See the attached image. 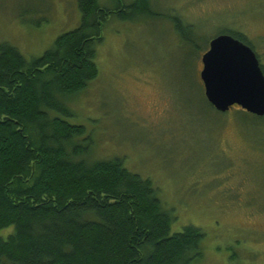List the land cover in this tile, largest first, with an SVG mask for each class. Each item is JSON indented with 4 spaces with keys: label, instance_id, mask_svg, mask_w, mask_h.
Returning <instances> with one entry per match:
<instances>
[{
    "label": "rangeland",
    "instance_id": "rangeland-1",
    "mask_svg": "<svg viewBox=\"0 0 264 264\" xmlns=\"http://www.w3.org/2000/svg\"><path fill=\"white\" fill-rule=\"evenodd\" d=\"M98 1L113 9L134 0ZM150 8L134 21L109 18L94 45L99 77L60 98L70 111L61 118L86 128L77 141L89 143L86 162L120 158L152 181L176 217L172 234L189 226L206 234L196 264H264V117L215 111L201 79L203 56L224 31L264 48V0H150ZM81 24L78 0H0V45L27 60Z\"/></svg>",
    "mask_w": 264,
    "mask_h": 264
},
{
    "label": "trees",
    "instance_id": "trees-1",
    "mask_svg": "<svg viewBox=\"0 0 264 264\" xmlns=\"http://www.w3.org/2000/svg\"><path fill=\"white\" fill-rule=\"evenodd\" d=\"M122 4L110 9L78 0L81 26L42 57L27 60L0 45V233L14 228L0 238V264H196L203 258L201 229L172 234L176 217L152 181L120 158L86 162L89 143L77 144L86 128L61 118L70 111L60 98L99 77L94 45L103 42L109 18L151 15L150 0ZM222 34L242 40L240 33Z\"/></svg>",
    "mask_w": 264,
    "mask_h": 264
},
{
    "label": "water",
    "instance_id": "water-1",
    "mask_svg": "<svg viewBox=\"0 0 264 264\" xmlns=\"http://www.w3.org/2000/svg\"><path fill=\"white\" fill-rule=\"evenodd\" d=\"M201 79L216 111L227 113L238 106L264 117V73L254 51L243 42L230 35L215 38L203 56Z\"/></svg>",
    "mask_w": 264,
    "mask_h": 264
},
{
    "label": "flooded vegetation",
    "instance_id": "flooded-vegetation-1",
    "mask_svg": "<svg viewBox=\"0 0 264 264\" xmlns=\"http://www.w3.org/2000/svg\"><path fill=\"white\" fill-rule=\"evenodd\" d=\"M123 3V4H122ZM122 5H124V1L121 2ZM124 9V8H123ZM118 12V11H116ZM241 35V42H243L244 44H246L248 47H250L254 53L256 54L258 60H259V63H260V67L264 73V48H258L256 47L255 45H253L250 40L247 39L246 36H244L243 34H240Z\"/></svg>",
    "mask_w": 264,
    "mask_h": 264
}]
</instances>
